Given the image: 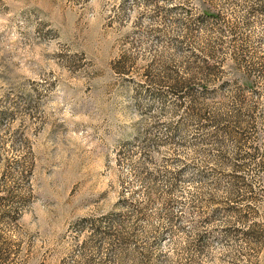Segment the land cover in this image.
Masks as SVG:
<instances>
[{"label":"rangeland","instance_id":"374dc122","mask_svg":"<svg viewBox=\"0 0 264 264\" xmlns=\"http://www.w3.org/2000/svg\"><path fill=\"white\" fill-rule=\"evenodd\" d=\"M0 264H264V0H0Z\"/></svg>","mask_w":264,"mask_h":264}]
</instances>
